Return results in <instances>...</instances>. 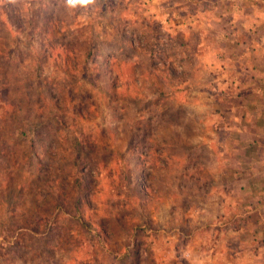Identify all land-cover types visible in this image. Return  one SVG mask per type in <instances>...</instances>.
I'll return each instance as SVG.
<instances>
[{
  "label": "rangeland",
  "instance_id": "rangeland-1",
  "mask_svg": "<svg viewBox=\"0 0 264 264\" xmlns=\"http://www.w3.org/2000/svg\"><path fill=\"white\" fill-rule=\"evenodd\" d=\"M193 10L0 0V264H264V47Z\"/></svg>",
  "mask_w": 264,
  "mask_h": 264
},
{
  "label": "crops",
  "instance_id": "crops-1",
  "mask_svg": "<svg viewBox=\"0 0 264 264\" xmlns=\"http://www.w3.org/2000/svg\"><path fill=\"white\" fill-rule=\"evenodd\" d=\"M229 1L236 2V0H229ZM240 1H242L243 5H245L249 8L243 9V11H238L234 8H227L226 12L228 15L233 16V20L236 19L238 16H241V15L242 16L243 15H249V16L256 17L257 24L253 25V24H250L249 21L242 19L243 24L241 26L244 33H246L247 35H251L256 30L257 34L254 36L255 39L249 40V38H247L248 41L244 42L245 44L241 45V44H238L235 40V38H237V36L239 35V32H237L236 26L234 25V23L232 24V23H226L227 21H220V23L222 24L221 29L218 27H214L211 24H209V29L215 30L216 32L225 30L226 32L232 33V39H227L223 35L224 40L219 44H221L222 46H228V44H232V45L237 46V49H239L238 56H241L242 50H240V49L251 47V46H253V43H255L257 47H264V23H263V20H264V0H240ZM217 4H218L217 2L215 4H213V6H215V12H214L215 14H219V12H221L223 10L222 6H219L221 8H216V7H218ZM216 9H219V10L216 11ZM222 13H223V11H222ZM260 23H261V25H260ZM253 40H255V42H253ZM251 42H253V43H251ZM238 59L239 58H237V62L239 61ZM240 62L243 63L246 61L240 60ZM257 63H264V55H262V56H261V54L257 55ZM247 70L248 69H246V71ZM248 71H250V70H248ZM252 71L257 72L256 69H252ZM238 91H239V95H240V92L242 90H238ZM257 115H258V113H255V117H252V120L250 122L251 124H249L248 129L246 131H244V132L242 131V136H247V134H248L247 131H250V130L258 131L259 130L256 127V122L258 121ZM243 120H245V118H243ZM231 134H233V133H231ZM259 139H260V137H259ZM257 143L259 144V140L257 141ZM257 151H258V154L264 155V147H257ZM245 214H247V213H245ZM258 220H259L258 224L260 225L263 223L260 220H264V217H259ZM258 250L261 252V254H259V258H260L262 256V254L264 255V246H259Z\"/></svg>",
  "mask_w": 264,
  "mask_h": 264
},
{
  "label": "trees",
  "instance_id": "trees-1",
  "mask_svg": "<svg viewBox=\"0 0 264 264\" xmlns=\"http://www.w3.org/2000/svg\"><path fill=\"white\" fill-rule=\"evenodd\" d=\"M218 3V7L216 8H221L219 6H222L223 7V13L222 11L219 12V14H217L214 18H212V20L214 19H217V20H220V21H227L226 23H234V25L236 26V30L237 32H239V35L237 36V38H235L236 42L238 44H245L244 42H246L249 38V40H252V39H255L254 36L257 34V31L255 30L251 35H247L246 33H244L243 29L241 28L243 22H242V19L243 16L245 15H241V16H238L236 19L233 20V16L231 15H228L226 10L227 8H234L238 11H243V9H248L249 7L243 5L242 1L240 0H236V2H231L229 0H185V5H189V7L191 8H194V10L191 12V13H197L198 15H202V14H212L215 12V6H213V4L215 3ZM219 10V9H216V11ZM199 18V17H198ZM205 18H203L204 20ZM212 20H209V24H212ZM220 23V22H217L216 25ZM250 24H257V19L256 17H253L252 16V22H250ZM222 25V24H221ZM217 27L219 28V26L217 25ZM222 28V26H221ZM223 33V35L227 38V39H232V33L230 32H226L225 30L224 31H221ZM241 55H242V52H241ZM17 132V131H15ZM143 191V190H142ZM78 208H80V206H78ZM83 220V219H82ZM43 220H40L37 224L36 227H39L41 228L42 227V223ZM28 222H26V224L18 227L19 229H28ZM32 229L35 228L34 226L31 227Z\"/></svg>",
  "mask_w": 264,
  "mask_h": 264
},
{
  "label": "clouds",
  "instance_id": "clouds-1",
  "mask_svg": "<svg viewBox=\"0 0 264 264\" xmlns=\"http://www.w3.org/2000/svg\"><path fill=\"white\" fill-rule=\"evenodd\" d=\"M96 0H65V4L70 9L77 7L87 9L89 5H94Z\"/></svg>",
  "mask_w": 264,
  "mask_h": 264
}]
</instances>
